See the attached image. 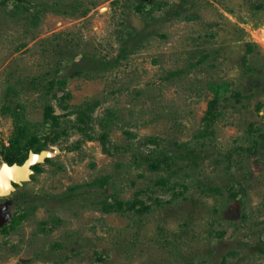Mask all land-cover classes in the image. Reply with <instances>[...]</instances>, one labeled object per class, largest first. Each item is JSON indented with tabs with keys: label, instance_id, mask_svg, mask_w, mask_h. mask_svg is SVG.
I'll return each instance as SVG.
<instances>
[{
	"label": "rangeland",
	"instance_id": "374dc122",
	"mask_svg": "<svg viewBox=\"0 0 264 264\" xmlns=\"http://www.w3.org/2000/svg\"><path fill=\"white\" fill-rule=\"evenodd\" d=\"M33 136L0 264H264V0H0V167Z\"/></svg>",
	"mask_w": 264,
	"mask_h": 264
},
{
	"label": "water",
	"instance_id": "95a60500",
	"mask_svg": "<svg viewBox=\"0 0 264 264\" xmlns=\"http://www.w3.org/2000/svg\"><path fill=\"white\" fill-rule=\"evenodd\" d=\"M52 156L51 152H49L48 150H41L39 152H35V151H30L27 159L22 163H13V164H9V163H4L1 167H0V176L1 173L3 172V170L5 168H8L10 170H14L17 168H25V173H24V177H22L21 179L17 180L15 178H8L7 177V193H2L3 195H7L9 193H11L12 190L15 189V185L16 184H20L23 181L29 180L31 177V174L34 172V169L32 168L34 165L39 164L41 162H44L48 157ZM1 194V193H0ZM1 194V195H2Z\"/></svg>",
	"mask_w": 264,
	"mask_h": 264
},
{
	"label": "trees",
	"instance_id": "16d2710c",
	"mask_svg": "<svg viewBox=\"0 0 264 264\" xmlns=\"http://www.w3.org/2000/svg\"><path fill=\"white\" fill-rule=\"evenodd\" d=\"M39 141V139L36 137V136H33L32 138L28 139V141L26 142L25 146H26V149L28 151L31 150V149H34L35 152H39V148H35L37 142ZM28 157V153L27 152H24L22 154H14L12 153L11 155H7L6 156V161L9 163V164H13L15 162L19 163V164H22ZM34 170H38L39 169V164H36L32 167ZM117 205H121L119 201L115 200V202H109L108 199L106 198L105 199V204H104V207L107 209V210H111V209H122V206L121 208L120 207H117Z\"/></svg>",
	"mask_w": 264,
	"mask_h": 264
},
{
	"label": "bare ground",
	"instance_id": "6f19581e",
	"mask_svg": "<svg viewBox=\"0 0 264 264\" xmlns=\"http://www.w3.org/2000/svg\"><path fill=\"white\" fill-rule=\"evenodd\" d=\"M25 171H26L25 168H17L14 170H10L8 168H5L3 170V172L1 173V176H0V193L1 194L7 193V186H6L7 185L6 181L8 180L7 177L10 179L15 178V179L19 180L22 177H24Z\"/></svg>",
	"mask_w": 264,
	"mask_h": 264
}]
</instances>
